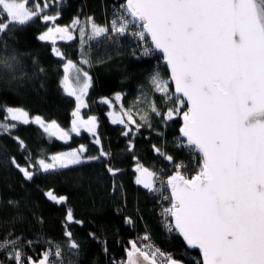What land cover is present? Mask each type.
Wrapping results in <instances>:
<instances>
[{
    "label": "snow or ice",
    "instance_id": "obj_1",
    "mask_svg": "<svg viewBox=\"0 0 264 264\" xmlns=\"http://www.w3.org/2000/svg\"><path fill=\"white\" fill-rule=\"evenodd\" d=\"M62 2L0 0V85L19 94L14 84L45 74L38 58L18 47L20 35L39 21L45 31L36 39L50 42L52 53L66 61L61 84L76 102L70 130L55 120L33 117L23 107L0 105L4 113L0 134L11 137L23 157L21 163L5 153L0 167L15 171L27 183L42 174L100 164L113 181L112 193L119 189L126 206L123 185L116 183L123 170L114 165V154L102 143L97 117L84 119L81 109L88 107L85 98L93 87L90 70L113 58L109 53L94 59L92 42L106 51L111 46L120 55L122 41H130L133 57L139 53L157 61L152 66L151 60H142L148 65L142 69L148 91L141 89L131 105L123 103L120 91L114 99L103 97L101 103L114 109L107 113L111 123L122 126L125 151L136 162L135 183L158 198L162 226L173 238H182L184 255L198 249L199 258H191V264H264V0H116L109 22L74 17L71 25L58 23ZM77 38L78 63L56 46L57 39ZM25 57H31V72ZM33 123L49 138L64 142L83 130L92 136L96 154L84 144L50 156L34 154L13 135L18 125ZM172 125H178V134L169 150L166 133ZM142 131L164 141V147L153 143L152 150L171 165L170 171L150 170L135 155V141ZM182 151L195 160L191 170L174 155ZM40 191L47 201L65 209L61 239L18 232L25 210L37 224H44L43 216L32 211L38 205L25 197L0 196V213L11 212L0 219V264H99L98 257L89 258L92 243L109 256L106 226L88 229L78 239L73 226H87L67 206L69 197L51 188ZM124 224L136 227L128 215ZM112 235L119 237V230ZM117 243L124 256L120 260L113 256L108 264H185L157 246L147 229Z\"/></svg>",
    "mask_w": 264,
    "mask_h": 264
},
{
    "label": "trees",
    "instance_id": "obj_2",
    "mask_svg": "<svg viewBox=\"0 0 264 264\" xmlns=\"http://www.w3.org/2000/svg\"><path fill=\"white\" fill-rule=\"evenodd\" d=\"M116 0H63L61 5V17L58 23L61 25H71L74 17H79L83 22L86 17L92 16L98 24H104L111 20L112 5ZM45 28L37 21L20 35L18 47L26 52H31L39 60V66L45 69V74L38 79L25 80L22 83L14 84L12 87L19 94L6 89L0 85V105H10L12 107H23L29 111L31 116H41L45 121L55 120L65 130H70L73 119L71 113L75 109L76 102L74 96H68L61 84L63 79V63L59 57L51 51L50 42L39 41L36 36ZM78 37V32H74ZM122 54L109 46L108 50L95 41L93 45V58L112 55V59L106 63H97L90 70L93 76V87L89 89L88 96L85 98L88 107L81 109L84 119L88 116H96L98 121L97 132L102 139L106 149L114 154L113 163L116 167L123 170V175L116 179L117 184L123 185L122 198L121 191L118 189L112 193V179L103 171V166L95 164L92 167L77 166L74 170H62L53 175H40L34 182H23L21 175L15 171L8 172L0 167V196L4 198L25 197L29 203H35L38 207L32 209L37 216H43L44 224H37L31 212L25 210V220L17 225V231H25L29 237L40 233L54 240L62 237V221L65 209L47 201L40 189H54L60 195L69 197L68 207L74 209L77 219L84 220L87 228L81 229L80 226H73L72 231L78 239H83L88 229H98L102 225L108 231V245L110 248L109 256H103L98 245H89V258L98 257L99 264H108L114 256L116 260L124 256L123 248L117 243V239L126 241L134 238L138 233L143 234L147 229L154 242L162 250L173 253L177 259H183L185 264H191V258L198 257L197 250H189V255H184L182 238L176 239L168 234L162 226V220L157 213L158 198L149 193L141 185L135 183L136 173L134 172L135 161L131 154L125 151L127 140L121 135V125L111 123L107 113L110 111L108 105L101 103L103 97L114 99V93L120 91L124 94L123 103L131 105L140 95L141 89L148 91L147 73L142 69L147 68L143 61L151 60L152 66L157 64L155 59L150 57L131 55V42L122 41ZM56 46L65 54L68 59L78 63L80 59L79 39L72 41H61L57 39ZM29 72L32 71L31 57H25ZM163 71V69H161ZM43 85L42 87L40 85ZM150 95V93H149ZM117 104L116 108L118 109ZM4 113L0 111V120ZM178 134V125H172L167 133V148L172 149V140ZM14 136L22 138L29 149L34 153H45L51 155L59 151L77 148L79 145H87L96 154V146L92 144V136L81 130L77 136L72 133L69 141L64 142L55 137L49 138L43 133L38 125H18L13 132ZM150 137V139H145ZM135 155L140 162L150 170L166 168L171 170V165L167 161L158 158L152 150V144L157 143L164 147V141L154 133L142 131L136 138ZM5 153L15 155L23 163V157L17 149V144L6 134H0V159L5 158ZM179 159H183L188 166L194 164V158L189 157L187 151L174 153ZM23 184V186H22ZM23 205V201H21ZM11 212L0 213V219L7 218ZM131 216L136 221V227L124 224V216ZM142 217V219H141ZM119 230V237L112 235ZM3 257L0 256V259Z\"/></svg>",
    "mask_w": 264,
    "mask_h": 264
},
{
    "label": "built area",
    "instance_id": "obj_3",
    "mask_svg": "<svg viewBox=\"0 0 264 264\" xmlns=\"http://www.w3.org/2000/svg\"><path fill=\"white\" fill-rule=\"evenodd\" d=\"M194 164H195V160H194ZM194 164L191 165V166H188L189 170L192 169V167L194 166ZM160 212H161V208L158 206V208H157V213H158L159 217H160L161 220H162V217H161V215H160ZM120 259H121V258H119L118 260H120Z\"/></svg>",
    "mask_w": 264,
    "mask_h": 264
},
{
    "label": "rangeland",
    "instance_id": "obj_4",
    "mask_svg": "<svg viewBox=\"0 0 264 264\" xmlns=\"http://www.w3.org/2000/svg\"><path fill=\"white\" fill-rule=\"evenodd\" d=\"M112 110H114V109H110V111H112ZM72 149V148H71ZM70 149H68V150H63V151H69ZM63 151H59V152H63Z\"/></svg>",
    "mask_w": 264,
    "mask_h": 264
},
{
    "label": "water",
    "instance_id": "obj_5",
    "mask_svg": "<svg viewBox=\"0 0 264 264\" xmlns=\"http://www.w3.org/2000/svg\"><path fill=\"white\" fill-rule=\"evenodd\" d=\"M142 186V185H141ZM143 187V186H142Z\"/></svg>",
    "mask_w": 264,
    "mask_h": 264
}]
</instances>
